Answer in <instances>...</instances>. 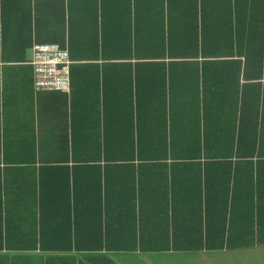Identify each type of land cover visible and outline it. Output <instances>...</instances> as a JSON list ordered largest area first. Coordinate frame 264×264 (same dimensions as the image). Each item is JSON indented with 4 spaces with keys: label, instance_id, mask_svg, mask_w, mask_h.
Wrapping results in <instances>:
<instances>
[{
    "label": "trees",
    "instance_id": "1",
    "mask_svg": "<svg viewBox=\"0 0 264 264\" xmlns=\"http://www.w3.org/2000/svg\"><path fill=\"white\" fill-rule=\"evenodd\" d=\"M94 1L99 19L69 12L44 38L36 22L24 44L67 50L70 91L48 143L3 152L14 165L0 168V192L36 193L40 213L16 245L6 230L1 260L115 264L113 252L264 245V0ZM54 191L73 211L81 195L80 221L46 227Z\"/></svg>",
    "mask_w": 264,
    "mask_h": 264
},
{
    "label": "crops",
    "instance_id": "2",
    "mask_svg": "<svg viewBox=\"0 0 264 264\" xmlns=\"http://www.w3.org/2000/svg\"><path fill=\"white\" fill-rule=\"evenodd\" d=\"M64 11L60 10L59 0H0V168L2 172L14 164L4 161L3 152H14L28 150L39 144H46L50 140L51 131L54 130V122L63 119L64 99L61 93L37 92L33 85V66L31 60V49H23L28 41L29 33L34 37L35 23L38 22L39 38H44L47 33L57 31L54 29L55 19L67 20L71 12L73 19H83L82 23L99 19V2L94 0H64ZM37 5V12H36ZM105 5H110L108 2ZM112 5V3H111ZM57 13L54 14V8ZM108 14L110 9L105 10ZM111 14V12H110ZM37 17V20H36ZM58 21V25H59ZM53 28H51V25ZM30 24V27H29ZM58 29V28H57ZM32 37V41H33ZM23 57V58H21ZM198 76H201L199 71ZM41 149H46L41 147ZM10 162H15L10 160ZM39 162H37L38 164ZM3 179V178H2ZM15 177L13 172H8V183L12 186ZM3 184V183H2ZM65 191H54L46 194V201L41 213L46 227L49 230L63 229L65 220H81L83 213L80 201L81 195L75 194L74 211L67 207ZM53 197L55 201L49 202ZM38 198L35 193H19L13 190L0 192V241L4 240L5 232L10 231V244H17L16 232L19 226L31 229L34 218L40 213L38 207L33 206ZM56 206H51L56 204ZM72 205V201L69 202ZM92 213V212H91ZM75 214V217H74ZM77 214V215H76ZM77 216V217H76ZM38 228H36L37 230ZM12 232H15L12 234ZM57 236L54 232L48 234L47 240ZM14 240V241H12ZM57 241V240H56ZM1 245V242H0ZM3 245V242H2ZM264 245L221 252H158V253H128L113 252L110 258L115 264H239L237 258L248 255L250 259L262 253ZM7 253L6 264H15L18 261L26 264H35L34 256H25L17 260L13 251H2ZM30 254V253H29ZM37 254V252H34Z\"/></svg>",
    "mask_w": 264,
    "mask_h": 264
},
{
    "label": "built area",
    "instance_id": "3",
    "mask_svg": "<svg viewBox=\"0 0 264 264\" xmlns=\"http://www.w3.org/2000/svg\"><path fill=\"white\" fill-rule=\"evenodd\" d=\"M33 85L37 92L70 91V60L66 49L55 43H34L31 46Z\"/></svg>",
    "mask_w": 264,
    "mask_h": 264
},
{
    "label": "rangeland",
    "instance_id": "4",
    "mask_svg": "<svg viewBox=\"0 0 264 264\" xmlns=\"http://www.w3.org/2000/svg\"><path fill=\"white\" fill-rule=\"evenodd\" d=\"M1 154V152H0ZM262 253L257 254L256 257L252 256V259L248 255H242L237 258L239 264H264V249Z\"/></svg>",
    "mask_w": 264,
    "mask_h": 264
}]
</instances>
